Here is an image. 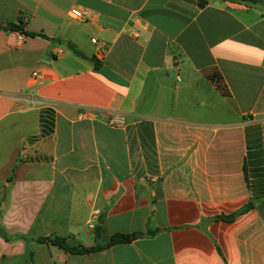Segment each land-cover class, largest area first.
I'll return each instance as SVG.
<instances>
[{"label":"crops","instance_id":"crops-1","mask_svg":"<svg viewBox=\"0 0 264 264\" xmlns=\"http://www.w3.org/2000/svg\"><path fill=\"white\" fill-rule=\"evenodd\" d=\"M0 264H264V0H0Z\"/></svg>","mask_w":264,"mask_h":264},{"label":"trees","instance_id":"trees-1","mask_svg":"<svg viewBox=\"0 0 264 264\" xmlns=\"http://www.w3.org/2000/svg\"><path fill=\"white\" fill-rule=\"evenodd\" d=\"M243 1H248V0H243ZM254 1V0H253ZM10 29L12 30H17L22 32L21 26H14V25H10ZM73 51L80 54V52H78L73 46H71ZM253 207V202L250 201V203H248L242 210H240L238 213L233 214L231 216H223L220 217L223 220H232L233 218L236 217V215L246 212L248 210H250ZM156 233V231H148L146 233H142V232H137L131 235H123V234H118L114 237H112V239L106 244V246H102V245H95L92 247H85V246H69L66 242L65 239L63 238H53V239H48V242L58 246L60 249L69 252V253H73V254H84V253H92V252H97L100 251L102 249H104L107 246H111V245H115V244H119V243H130L135 239H138L140 237H144V236H153ZM41 241H46L45 239H42Z\"/></svg>","mask_w":264,"mask_h":264},{"label":"built area","instance_id":"built-area-1","mask_svg":"<svg viewBox=\"0 0 264 264\" xmlns=\"http://www.w3.org/2000/svg\"><path fill=\"white\" fill-rule=\"evenodd\" d=\"M73 18L77 19V20H80V21H86L88 19V14L86 12H83L82 10L80 9H73L72 12H71ZM24 34L19 32L18 34V40H23L24 39ZM92 42L94 44H97V40L96 39H93ZM38 73L37 72H33L32 74V78L33 80H36L38 79ZM125 123V118L123 116H120V115H114L111 120H110V124L112 126H118V125H122Z\"/></svg>","mask_w":264,"mask_h":264}]
</instances>
